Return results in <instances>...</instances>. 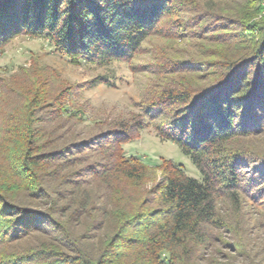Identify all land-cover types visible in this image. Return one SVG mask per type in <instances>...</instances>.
I'll use <instances>...</instances> for the list:
<instances>
[{"label": "trees", "instance_id": "trees-1", "mask_svg": "<svg viewBox=\"0 0 264 264\" xmlns=\"http://www.w3.org/2000/svg\"><path fill=\"white\" fill-rule=\"evenodd\" d=\"M187 1L0 0V40L25 32L74 62L129 61ZM245 27L242 47L201 81L164 87L137 120L81 138L68 131L77 115L55 71L33 65L1 79L0 264H222L217 233L228 223L217 198L264 195V152L237 145L264 126V24ZM101 83L112 85L89 84ZM163 115L157 135L201 179L172 161L153 169L124 156L145 118Z\"/></svg>", "mask_w": 264, "mask_h": 264}, {"label": "rangeland", "instance_id": "rangeland-1", "mask_svg": "<svg viewBox=\"0 0 264 264\" xmlns=\"http://www.w3.org/2000/svg\"><path fill=\"white\" fill-rule=\"evenodd\" d=\"M263 22L264 0H188L174 15L162 18L159 26L163 31L148 36L133 59L104 66L85 59L74 62L57 51L49 39L25 32L10 33L0 40V80L33 65L55 71L52 76L62 86L67 111L77 115L68 131L81 138L111 129L124 119L137 120L164 87L201 81L242 47L250 34L244 30L245 25L260 28ZM226 28L230 29L224 33ZM171 65H177L179 71L173 72ZM102 76L112 85L90 86ZM166 118L146 117L147 124L139 135L122 145L124 156L140 159L153 169L172 161L180 164L187 175L201 179L191 158L175 143L157 135L155 124ZM242 144L264 152V126L260 136L238 141L237 145ZM160 175L161 170L156 169L148 173V178ZM217 211L228 223V229L217 233L218 262L264 264V195L258 198L257 193L242 194L238 203L218 197Z\"/></svg>", "mask_w": 264, "mask_h": 264}]
</instances>
